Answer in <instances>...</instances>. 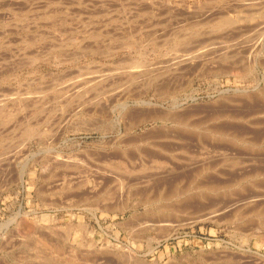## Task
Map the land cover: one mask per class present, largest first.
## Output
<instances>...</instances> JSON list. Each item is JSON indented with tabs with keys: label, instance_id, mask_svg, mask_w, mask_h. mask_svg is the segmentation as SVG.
<instances>
[{
	"label": "rangeland",
	"instance_id": "374dc122",
	"mask_svg": "<svg viewBox=\"0 0 264 264\" xmlns=\"http://www.w3.org/2000/svg\"><path fill=\"white\" fill-rule=\"evenodd\" d=\"M0 154V264H264V0H0Z\"/></svg>",
	"mask_w": 264,
	"mask_h": 264
},
{
	"label": "bare ground",
	"instance_id": "6f19581e",
	"mask_svg": "<svg viewBox=\"0 0 264 264\" xmlns=\"http://www.w3.org/2000/svg\"><path fill=\"white\" fill-rule=\"evenodd\" d=\"M223 21H224V20H223ZM225 22H226V21H225ZM221 24H222V23H221ZM139 44H140V43H139ZM129 73H130V72H129ZM128 75H129V74H128ZM131 75H132V74H131ZM131 75H130V76H131ZM136 77H137V76H136ZM124 80H125V79H124ZM124 80H123V81H124ZM129 80L132 81V79H129ZM133 80H134V79H133ZM100 82H101V81H99V83H100ZM93 85H94V84H93ZM96 85H98V84H95V86H96ZM6 153H8V152H6ZM0 156H1V154H0ZM153 156H154V155H153ZM155 156H156V155H155ZM155 158H156V157H155ZM157 159H158V158H157ZM159 159H160V158H159ZM159 159H158V161H159V163H160L161 159H160V160H159ZM155 160H156V159H155ZM153 161H154V160H153ZM156 161H157V160H156ZM263 161H264V160H263ZM162 163H163V162H162ZM151 165H152V164H151ZM154 165H155V164L152 165V168L154 167ZM156 166H157V162H156L155 167H154L153 170H152V171L154 172L153 174H155V173L157 174V173H158V171H157L158 168H159V171L161 172V167L158 165V166H157L158 168L156 169ZM149 167H151V166H149ZM149 167H147V168H149ZM117 170H118V169H117ZM141 171H142V170H141ZM155 171H157V172H155ZM162 171H164V170H162ZM119 172H120L119 174L122 173L121 171H119ZM123 172H124V171H123ZM137 172H138V171H137ZM142 172H143V171H142ZM166 172H167V171H166ZM124 173H125V172H124ZM124 173H123V175H124ZM130 173L132 174L133 172H130ZM145 173H146V172H145ZM149 173H151V175L153 176L152 172H149ZM119 174H118V176H119ZM128 174H129V173H128ZM131 174H130V175H131ZM134 174H136V173H134ZM139 174H141V173L139 172ZM147 174H148V173H146L145 175H147ZM166 174H167V173H166ZM113 175H114V174H113ZM123 175L121 174V176H123ZM130 175H129V178H132V177H130ZM137 175H138V173H137ZM137 175H136V176H137ZM145 175H144V176H145ZM161 175H162V174H161ZM118 176H113V177H114V178H115V177L118 178ZM124 176H125V175H124ZM140 176H141V175H140ZM144 176H142V177H144ZM152 176L149 175V178H152ZM167 176H168V175H167ZM137 177H139V175H138ZM153 177H154V176H153ZM240 177H241V176H240ZM107 178H108V177H107ZM119 178H120V177H119ZM126 178H127V177H126ZM134 178H135V177H134ZM144 178H147V177H144ZM144 178H143V179H144ZM158 178H159V177H158ZM138 179H140V178H138ZM119 180H120V179H119ZM152 180H153V179H152ZM141 181H143V180H141ZM133 182H134V181H133ZM138 182H140V181H138ZM145 182H146V181H145ZM148 182H149V181H148ZM155 182H156V181H155ZM157 182H158V181H157ZM135 183H137V182H135ZM140 183H141V182H140ZM146 183H147V182H146ZM151 183H152V182H151ZM151 183H150V184H151ZM167 184H168V183H167ZM150 186H151V185H150ZM152 190H153V189H152ZM79 196H80V195H79ZM75 261H76V260H75Z\"/></svg>",
	"mask_w": 264,
	"mask_h": 264
}]
</instances>
